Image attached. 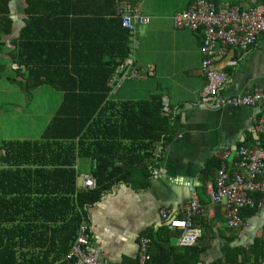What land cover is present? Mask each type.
Segmentation results:
<instances>
[{"label":"crops","instance_id":"obj_1","mask_svg":"<svg viewBox=\"0 0 264 264\" xmlns=\"http://www.w3.org/2000/svg\"><path fill=\"white\" fill-rule=\"evenodd\" d=\"M31 1L32 12L28 14L26 0H0V121L7 114V108H12L13 114L14 110L30 112L19 105L23 101L28 104L35 94L43 92L42 103L47 109L35 115L42 119L40 133L59 107L62 93L46 85L32 90L26 86L31 71L28 72L21 63L18 50L21 34L24 36L22 41H26L27 37L43 33L53 42L67 43L70 50V44H79L81 37H85L90 29V24L84 20L94 16V12L109 10L112 4L111 0L107 3L105 0ZM193 1L197 0H139L135 5L128 3L139 7L142 14L150 19L148 25L136 28L133 41L129 35L127 37V58L132 55L131 69L139 72L140 78L122 80L117 69L108 82L107 101L152 103L154 98L160 99L163 114L169 116L173 133L168 143L160 141L153 144L152 158L134 164H129L126 159L123 164L117 162L122 173L129 174L126 178L120 175V180L112 183L99 201L86 211L92 245L98 249L100 258L110 263L137 264L139 239L147 237L151 243L146 264H252L253 259V264H264L260 254L256 253L264 244V194L260 196L258 209L242 213L247 224L231 230L226 225L225 203H211L206 192L207 184L214 182L221 163L231 172L232 162L237 160V149L256 143L262 132L254 120L261 116L263 110L258 105L234 110L212 109L199 102V92L205 85L201 70L203 57L198 51L202 33L177 30L172 21L175 13ZM203 1H210L215 6L229 3L248 9L261 0ZM124 3L126 0L113 4L118 19L117 6ZM105 18L109 19L110 15ZM70 27L73 30L68 34ZM33 56L34 53L30 54L29 59H36ZM55 57L61 59L57 55ZM214 67L229 79L225 97L246 96L263 87L264 33L245 52L229 48ZM11 118L14 119L13 115ZM31 139L23 141L36 140ZM3 142L6 141L1 145ZM76 142L77 138L74 145ZM2 153L0 150V155ZM224 154L226 158L222 160ZM94 166L95 160L79 156L75 149L72 169L76 189L79 177H91ZM144 166L150 172L148 177L143 175ZM9 170L15 169L0 164V172ZM5 178L8 176L1 179ZM10 184L12 195H0V203L9 198L12 204L16 202L15 176H10ZM0 190H3V185H0ZM191 191L203 207V212L193 218L194 225L202 228L203 234L194 246L180 248L176 244L177 232L168 227L161 211H167L170 217H180ZM11 214L17 216V207L12 208ZM0 215L6 213L0 212ZM253 243L256 245L254 253ZM242 251L246 254L244 258Z\"/></svg>","mask_w":264,"mask_h":264},{"label":"trees","instance_id":"obj_2","mask_svg":"<svg viewBox=\"0 0 264 264\" xmlns=\"http://www.w3.org/2000/svg\"><path fill=\"white\" fill-rule=\"evenodd\" d=\"M121 1L111 0L109 10L94 12L84 20L90 29L79 44H70V50L67 43L53 42L43 33L26 41H22L23 34L20 36L21 63L31 71L26 86L32 90L46 85L62 93V100L39 140L0 145V164L15 169L0 172V195H12L10 176H15L14 193L18 196L13 204L10 198L0 203V212L6 213L0 215V264H60L89 206L98 202L120 175L126 178L129 174L122 173L116 163L123 164L126 159L134 164L152 158L153 144H166L171 139V121L163 114L160 99L154 98L152 103L107 101L108 82L128 55V33L113 11V4ZM138 1L126 0L131 5ZM2 3L5 6L6 2ZM26 5L29 14L32 1L26 0ZM72 30L70 27L67 33ZM32 53L36 59H29ZM256 143L264 148V132ZM75 149L79 156L95 160L91 174L95 187L91 190L75 188ZM130 154L133 156H127ZM142 171L145 177L150 175L146 166ZM3 176L8 178L3 180ZM261 195L250 197L257 202ZM14 207L15 217L11 214ZM255 210L247 208L242 213ZM259 247L256 253L264 261V244ZM245 255L242 251L243 258Z\"/></svg>","mask_w":264,"mask_h":264},{"label":"built area","instance_id":"obj_3","mask_svg":"<svg viewBox=\"0 0 264 264\" xmlns=\"http://www.w3.org/2000/svg\"><path fill=\"white\" fill-rule=\"evenodd\" d=\"M117 15L120 24L133 41L136 28L149 24V17L144 16L139 7L128 3L118 4ZM177 30L201 31L202 40L198 51L203 60L201 70L205 85L198 98L202 105L212 109H241L261 106L262 114L254 120L260 132H264V86L254 89L249 95L242 97H225L228 77L215 69L214 63L226 53L229 48L245 52L253 45L257 37L264 33V0L248 9H241L229 3L215 6L210 1L197 0L189 3L183 10L175 13L172 18ZM132 55H129L118 67L117 74L122 80L139 79V72L132 67ZM150 74L149 71L145 72ZM233 170L229 173L224 163H221L213 183H208L206 192L211 203H225L226 225L231 230H238L247 223L242 218L244 209L261 206L260 201L254 202L250 194H264V148L257 143L237 149ZM226 154L222 160H225ZM154 173L153 176H155ZM80 183L76 190H91L95 180L90 176L79 177ZM203 212L193 191L188 201L182 206L180 217H170L167 211H161L162 219L168 227L178 234L176 244L180 248L194 246L201 239L203 230L194 225L193 218ZM151 240L140 237L138 243L137 264H146L149 260V245ZM60 264H127L110 263L100 258L98 249L92 245V235L86 219H82L76 231L74 241L63 256Z\"/></svg>","mask_w":264,"mask_h":264},{"label":"rangeland","instance_id":"obj_4","mask_svg":"<svg viewBox=\"0 0 264 264\" xmlns=\"http://www.w3.org/2000/svg\"><path fill=\"white\" fill-rule=\"evenodd\" d=\"M42 93L35 94L33 100H28V104H25V101H23L19 105L20 108L29 109L30 112L18 113L17 110H14L13 114L12 108L5 109L7 114L0 121V145L2 141H23L29 138H38L41 133H39V129L42 126H40L42 119H37L35 115L40 114L41 111L45 112L47 109V106H44L42 103L44 100ZM12 115L14 119L11 118ZM30 134L33 135L30 136Z\"/></svg>","mask_w":264,"mask_h":264}]
</instances>
